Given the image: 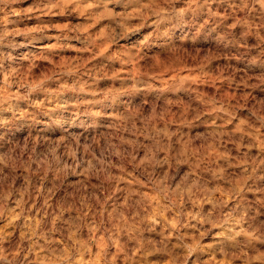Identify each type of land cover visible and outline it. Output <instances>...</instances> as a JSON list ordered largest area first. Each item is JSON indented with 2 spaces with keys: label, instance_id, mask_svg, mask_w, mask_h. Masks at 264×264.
Wrapping results in <instances>:
<instances>
[{
  "label": "clouds",
  "instance_id": "1",
  "mask_svg": "<svg viewBox=\"0 0 264 264\" xmlns=\"http://www.w3.org/2000/svg\"><path fill=\"white\" fill-rule=\"evenodd\" d=\"M0 264H264V0H0Z\"/></svg>",
  "mask_w": 264,
  "mask_h": 264
}]
</instances>
